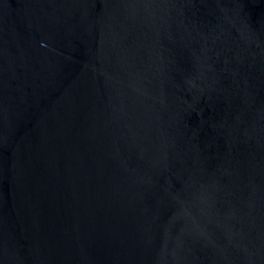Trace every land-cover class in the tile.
I'll return each instance as SVG.
<instances>
[{
    "label": "water",
    "instance_id": "obj_1",
    "mask_svg": "<svg viewBox=\"0 0 264 264\" xmlns=\"http://www.w3.org/2000/svg\"><path fill=\"white\" fill-rule=\"evenodd\" d=\"M0 264H264V0H0Z\"/></svg>",
    "mask_w": 264,
    "mask_h": 264
}]
</instances>
